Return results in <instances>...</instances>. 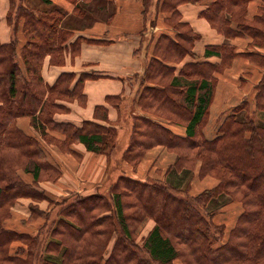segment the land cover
I'll return each instance as SVG.
<instances>
[{"label":"trees","instance_id":"obj_1","mask_svg":"<svg viewBox=\"0 0 264 264\" xmlns=\"http://www.w3.org/2000/svg\"><path fill=\"white\" fill-rule=\"evenodd\" d=\"M72 1L76 3V11L80 10L79 0ZM200 1L164 0V6L178 17L174 13L179 4ZM225 1L216 0L203 12L220 31L225 20L238 19L240 9H234L235 4L245 2L234 0L231 8L225 10ZM26 2L11 0L7 20L13 27V37L8 43L0 42V264H63L68 254L73 261L66 264H173L176 259L183 264H264V132L260 133L264 124L252 121L251 134L244 135L243 120L238 119L236 112L247 105L245 102L218 126L215 138L204 140L207 148L197 155V160L202 162L201 174L215 175L221 181L214 189L190 195L193 173L189 172L184 198L178 193L180 188L170 185L168 180L154 184V181L134 179L123 173L109 188V195L76 193L61 202L50 199L51 205L55 203L53 210L58 208L55 218L51 216L53 210L44 212L31 205L33 218L29 221L44 216V223L34 235L5 227L4 222L12 215L11 210L19 198L46 197L49 200L38 184L42 172H51L52 180L61 175L48 160L38 138L27 135L18 126L19 117L30 116L47 140L66 144L67 148L78 141L89 151L110 155L118 140L114 127L93 121H85L81 127L55 121L54 114L64 108L58 100L83 97L80 87L84 78L81 76L72 89L73 73H63L53 86L44 82L41 71L44 58L51 54L53 62L61 61L69 33L62 26V11H44L39 15ZM187 25L179 20L175 23L179 29L185 27L176 34L178 42L166 35L156 39L152 59L145 69L146 78L154 85L144 87L139 98V104L145 108H153L154 104L146 103V98L159 100L160 105L153 109L157 115L171 120L181 117V110L188 111L187 137L167 143L168 147L177 149L183 140H193L198 123L208 114L213 87L206 76L218 69V65L205 62L185 64L181 72L195 75L197 79L172 76L175 66L165 61L180 62L186 54L192 53L194 41L199 38ZM243 28L251 29L252 33L258 30L253 25ZM20 32L24 44L18 52ZM206 53L220 54V47L207 49ZM173 88H177V92ZM259 89V96L264 95V80ZM200 90L203 93L198 94ZM257 102L260 107L261 101ZM132 127L130 143L122 159L133 164H137L152 145L166 142L169 135L167 128L140 116H134ZM47 128L64 133L65 141L49 137ZM198 146L197 143L194 149ZM259 147L261 151L256 152ZM10 150L28 159L17 158L14 171L6 170L9 156L5 153ZM182 158L179 152L175 163L177 172L192 171L182 165ZM29 161L33 167L28 165ZM19 168L33 175L32 184L23 181ZM230 198L243 201L245 209L236 226L228 231L225 224H216L212 218ZM154 200H159L165 209L155 208ZM171 215V222L165 221ZM149 218L155 225L139 244L133 232ZM181 229L190 232L192 237L182 235ZM165 230L169 232L165 234ZM115 235L117 239L107 254L109 240ZM19 240L23 244L16 246L15 253L11 254V248Z\"/></svg>","mask_w":264,"mask_h":264},{"label":"crops","instance_id":"obj_2","mask_svg":"<svg viewBox=\"0 0 264 264\" xmlns=\"http://www.w3.org/2000/svg\"><path fill=\"white\" fill-rule=\"evenodd\" d=\"M215 1L183 2L178 5V11L174 14L179 17V22L187 23L186 27L196 32L199 38L194 41L192 53L186 54L180 62H175V59L165 61L166 64L175 66L172 76L187 80H194L197 77L181 72L185 64L205 62L218 65V69H214L210 76H206L213 87L208 114L204 117L208 123L205 131L209 134L218 129L219 125L222 126L228 114L241 103L245 102L247 105L240 110L241 115L237 116L238 119H243L247 112L253 115L257 113L260 109L257 105L259 85L264 80V0H245L240 5L235 4L234 9H240V15L238 19L232 18L230 22L225 20L222 31L203 13ZM79 4L80 10L76 11V3L72 0L26 2V5L39 15L44 11H62L64 14L62 26L69 33L67 41L63 44L61 61L53 62L51 54L44 58L41 70L44 82L53 86L63 73H73L72 89L81 76L84 78L80 87L83 97L58 100L64 108L54 114V119L57 123H69L79 127L85 121H93L118 129V135L120 131L126 130L127 139L126 146L124 145L114 157L89 151L83 142L78 141L67 148L66 144L60 143L59 146L47 140L33 124L30 116L20 117L18 126L29 135L38 138L48 160L61 171L57 180L38 182L39 187L49 196L61 198L60 200L51 197L55 202L69 198L71 193L107 194L106 191H109L114 183H110L107 189L106 184L116 174L118 178L124 173L143 181H167L170 176L169 170L176 169L175 163L180 152V149L168 147L167 143L172 139L173 142L174 139L178 141L187 135L188 121L181 122L178 119L171 120L157 115L158 112L153 108L160 105L159 100L154 102L149 98L145 99L146 103L148 101L154 103L150 105L153 108H145L139 104L144 87L148 89L154 85L151 81L148 82L145 69L152 59L156 39L160 35H166L178 42L176 34L181 32L175 26L177 22L175 15L165 8L164 0H79ZM233 4L234 0H226L225 10L231 8ZM10 7L11 0H0L1 43H8L13 37V27L7 20ZM244 25L256 26L258 30L255 29L252 33L251 29L250 31L244 29ZM19 40L18 52L24 44L21 32ZM218 47L220 54L206 53L207 49ZM173 90L177 92V88ZM200 91L198 94L203 93ZM137 93L139 96L135 100ZM132 116L148 118L169 130L167 141L148 148L137 164L122 159L130 143ZM201 122L202 120L199 124ZM255 122L264 124V121ZM46 131L49 137L53 136L61 142L66 139V135L58 130L47 128ZM216 136H208L205 140ZM196 163L197 165L192 167L193 178L188 191L190 195L214 189L221 182L212 174L202 175L200 171L202 162L198 160ZM27 174L30 175L26 179L31 181L32 174L29 172ZM51 200L19 198L6 225L7 222L11 223L10 227L18 232L31 235L37 233L44 219L29 221L31 212L29 205L35 203L41 210L52 211L55 203L51 205ZM244 209L243 201L230 198L215 213L212 220L216 224H225L230 231L236 226ZM144 224L146 234L144 236H147L155 221L147 219ZM224 239L227 240L228 235ZM179 260H174L173 264H183Z\"/></svg>","mask_w":264,"mask_h":264},{"label":"rangeland","instance_id":"obj_3","mask_svg":"<svg viewBox=\"0 0 264 264\" xmlns=\"http://www.w3.org/2000/svg\"><path fill=\"white\" fill-rule=\"evenodd\" d=\"M177 20H179V17H175V21H177ZM180 30L181 31H183V30H185V27H182V28H180ZM187 68V67H186ZM208 76H210V75H208ZM148 82H150L149 80H148ZM139 96V94L137 93V95H135V100H137V97ZM258 97V99L261 101V103H260V109H259V111L257 112V113H255L254 115L253 114H251V113H245V115H244V118L243 119H239V120H243V127H241V128H243V133H244V135L246 136V135H250L251 134V132L249 131V129H250V127H251V122L252 121H255V120H258V121H264V95H258L257 96ZM116 102V101H115ZM244 104V103H243ZM257 105H258V102H257ZM245 105H243V107H244ZM242 107V108H243ZM234 110V109H233ZM233 113V111H231L228 115H230V114H232ZM240 113V111H238V113H236V115L237 116H240L241 114H239ZM133 118H132V121H133V119H134V116H132ZM188 117H189V113H188V111L187 110H181V117H179L178 118V121H181V122H186L187 121V119H188ZM20 118V117H19ZM18 118V119H19ZM239 118V117H238ZM183 120V121H182ZM32 122H33V120H32ZM17 123H18V120H17ZM131 125H132V123H131ZM208 125V123L207 122H205V118H203V120H202V122L199 124L198 123V125H197V128H196V130H195V134H194V137H193V140L192 139H190V140H188V139H185V140H183L181 143H180V152H181V154L183 155V158H182V161H181V163H182V165L183 166H185L187 169H192V167L194 166V165H197V155H198V153H200V152H202V150L203 149H205V148H207V144L204 142V140H205V138H207L208 136L209 137H213L214 135H218V129L216 128L214 131H213V133H211V134H209V133H207V131H205V129H206V126ZM106 127H109V126H106ZM111 127V126H110ZM38 128V127H37ZM22 129V128H21ZM260 133H262V131L264 132V127H260ZM23 130V129H22ZM39 130H40V132H42V130L39 128ZM115 130H116V133L118 132V129H116L115 128ZM24 131V130H23ZM126 131V130H125ZM125 131H120V133H119V135H118V140H117V149H115L114 151L115 152H113L112 154H110V156H112V157H114L115 155H117V153H119V151L123 148V146L125 145V143H126V139H127V131L125 132ZM131 131H133V127L131 126ZM27 135H29L26 131H24ZM126 133V134H125ZM187 137V135L184 137V138H186ZM182 138V137H181ZM197 143L198 144H200V146H198L199 148L197 149V150H195L194 149V147H197ZM258 144H255V146H257ZM126 146V145H125ZM203 147V148H202ZM264 149V148H263ZM261 151V147H259V148H257V150H255L256 152L257 151ZM194 151V152H193ZM194 153V154H193ZM5 155H8L9 156V161H8V163H7V166H6V170L7 171H14V169H15V164H17L18 162H17V158H19L20 157V155H19V153L17 154L16 152H12V150H10L8 153H5ZM11 156H12V158H11ZM258 156V155H257ZM21 159H24V160H26V161H28V159H27V157H20ZM51 163V162H50ZM28 165H30L31 167H33L32 166V162H30L29 161V163H28ZM171 170V169H170ZM170 170H169V174H170V176L168 177V181L170 182V185H173L174 187H176V188H180L179 190V195L181 194L182 196L181 197H184V198H186L185 196L187 195V190L186 189H188V183H189V181H188V179H189V172H190V175H191V173H192V171L191 170H186V169H184V170H179V172H177L178 170H176V169H172L171 170V172H170ZM248 171H250V170H248ZM247 171V172H248ZM242 172V171H241ZM18 173H19V175H20V177L23 179V181H25L26 183H28V184H32L33 183V178H32V180L30 181V180H28V179H26V178H29V175L30 174H27L28 172H25L23 169H21V168H19L18 169ZM24 173V174H23ZM52 173L51 172H48V171H44V172H42V174H41V177H40V180L42 181V180H52V179H54V178H52V175H51ZM215 176V175H214ZM213 176V177H214ZM32 177H33V175H32ZM118 180V174H116L115 176H113L111 179H110V182L108 183V184H106V189L107 188H109V184L110 183H115L116 181ZM149 181H151V180H149ZM163 181H165V180H163ZM157 182L158 181H154V182H152V183H154V184H157ZM160 182V181H159ZM162 182V181H161ZM191 183V182H190ZM42 189V188H41ZM105 189V190H106ZM45 191V190H44ZM184 191V192H183ZM46 192V191H45ZM106 193H107V195H109V193H108V190L106 191ZM45 194V196H47V197H49V199H51V197H53V196H49V194L46 192V193H44ZM72 195L71 196H73L74 194H76V193H71ZM77 194H79V195H82L81 193H77ZM184 195V196H183ZM70 196V197H71ZM22 198V197H21ZM53 198H55V197H53ZM31 199H33V200H35V201H41V200H44V199H47L46 197L45 198H31ZM55 199H60L61 200V198H59V197H56ZM130 199V198H129ZM128 199V200H129ZM218 200L219 199H217V202H218ZM58 202H59V200H57ZM159 200H154V202H153V204H154V207L155 208H157V209H161V210H164L165 208H164V206H162V204L160 203V202H158ZM18 202H19V199H18ZM31 205H35V206H37L38 207V209L40 210V207H39V205L38 204H35V203H30V205H29V209L31 208ZM37 209V210H38ZM31 210V209H30ZM57 210H58V208H55L52 212H51V216H52V218H55L56 217V212H57ZM11 212H12V210H11ZM44 212H49L48 210H46V211H44ZM37 215V214H36ZM36 215H34V217L36 216ZM11 217V216H10ZM9 217V218H10ZM30 217H32L33 218V215H32V211L30 212ZM9 218L8 219H6L5 220V222H4V225H5V227L6 228H8V229H12L10 226V224L11 223H9V222H7V225H6V221L7 220H9ZM40 218H42V219H44V216H38V217H36L35 218V220H38V219H40ZM171 218H172V215L170 216V217H166L165 218V221H168L169 223L171 222ZM35 220H32V221H35ZM149 220H150V218H149ZM151 220H153V219H151ZM27 222V221H26ZM177 228V227H176ZM173 229H175V227L173 228ZM179 229V228H178ZM34 232H36V231H34ZM144 232H145V224L144 225H141L140 224V226L139 225H137L136 226V230L133 232V237H134V240H136L139 244H142L143 243V241H144V239L146 238V236H144V235H146V234H144ZM167 232H169V230H165V234H167ZM190 232H185V231H182V229H181V234L182 235H188L189 237H192V235L191 234H189ZM36 234V233H35ZM33 235H34V233H33ZM144 236V237H143ZM115 237V238H114ZM112 239H110L109 240V243H108V245H107V254L111 251V249L113 248V246H114V242L116 241V239H117V236L115 235ZM23 244V242L21 241V240H19V241H17L16 243H15V246H13V249L11 248V250H10V252H11V254H14L15 253V248H16V246H18V245H20V244ZM45 244V242H43V245ZM42 246V245H41ZM105 256H108V255H105ZM73 257H71V255L70 254H68L66 257H65V259H63L62 260V263L63 264H66V263H68L70 260H72L73 261V259H72ZM60 260V259H59ZM180 261V260H179ZM179 263V262H178Z\"/></svg>","mask_w":264,"mask_h":264}]
</instances>
